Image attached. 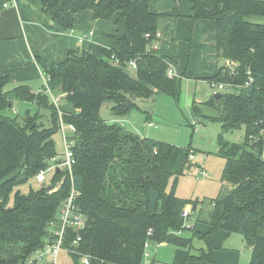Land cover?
Here are the masks:
<instances>
[{
    "label": "trees",
    "instance_id": "1",
    "mask_svg": "<svg viewBox=\"0 0 264 264\" xmlns=\"http://www.w3.org/2000/svg\"><path fill=\"white\" fill-rule=\"evenodd\" d=\"M16 5L24 21H37L52 32H72L77 16L87 11L97 21L124 20L125 31L114 38V48L70 52L61 63L43 65L50 92L46 86L39 93L28 86L7 91L10 78L0 75V264H53L36 256L54 243L51 224L58 225L73 186L87 220L83 231L66 233L62 254L74 264H82L84 256L90 264H144L147 249L163 243L176 247L173 262L167 264L212 258V249L210 256L203 250L193 254V240L181 236L187 221L183 212L194 202L178 197L176 188L190 163L192 145L142 138L101 117L107 101L113 102L116 116L124 117L161 95L179 99L181 79L169 76L170 62L156 48L164 14L152 12L146 0H16ZM192 18L214 21L218 59L240 65L236 83L246 85L248 70L253 78L251 86L223 94L219 101L212 96L204 104L218 113L210 119L222 124L218 150L226 162L222 181L229 185L211 200L209 226L211 232L241 235L251 252L250 264H264V25L254 21L264 18V1L192 0ZM212 80L232 81L223 67L207 81ZM16 101L35 105L38 112L26 110L20 119L6 116ZM43 109L51 112L49 127L42 121ZM194 112L209 118L197 105ZM70 125L75 130L64 131L76 160L73 176L57 170L51 191L16 190L55 160L63 162L54 136ZM242 127V143L225 139L226 133Z\"/></svg>",
    "mask_w": 264,
    "mask_h": 264
},
{
    "label": "rangeland",
    "instance_id": "2",
    "mask_svg": "<svg viewBox=\"0 0 264 264\" xmlns=\"http://www.w3.org/2000/svg\"><path fill=\"white\" fill-rule=\"evenodd\" d=\"M146 1L158 6L169 3L173 10L180 5L184 13L188 9H192V0ZM175 19L168 21L171 24L169 25L171 32L168 37L165 34L160 53L168 56L180 70L181 76H176L182 82L179 99L161 95L154 102L140 103L139 110H133L124 117L116 116L113 111V102L107 101L102 107L101 117L109 123H118L127 131L138 135H143V131H148V136L144 137L150 139L184 148L192 145L194 159L190 160L176 188L178 197L194 202L192 206L189 205L192 210L189 206L185 208L191 211V217L187 218L181 236L193 240V254L202 253V250L208 256L213 254L210 259L198 260L190 264H250L251 252L241 235L230 234L223 230L211 232L209 226L210 215L214 209L211 200L217 199L220 194L229 189V185L222 181L226 162L219 155L218 150L219 136L223 133L222 124L210 118L198 116L194 112L196 101L203 115L211 118L217 117L214 110L202 105L214 94L210 91L207 80L215 78L218 72L217 67L222 64V60L217 59L215 54L214 21L195 22L191 15L183 16L181 19L175 17ZM254 21L264 25V18H255ZM93 28L99 34L113 32L114 37H121L124 35L125 21H118L117 17ZM167 52L169 55L166 54ZM128 73L133 77L136 75V72L131 68H128ZM44 86L45 76L43 77V85H41L42 90ZM26 107L27 105H24L23 108L15 105L14 108L7 109L5 115L20 119L28 110ZM28 107L31 109L32 115L38 112L36 107ZM41 114L42 121L49 127L51 125L49 122L50 110L43 109ZM151 124L153 125L151 126ZM225 139L230 143H242L245 140V128L242 127L226 133ZM54 142L58 158H61L66 151L62 130L54 136ZM202 171L206 173V177L201 175ZM46 177L47 181L44 186L33 178L16 190L28 194L31 189L38 190L41 187H50L53 174L50 173ZM171 190L172 180L167 187V192L169 193ZM229 236L236 237L230 241ZM226 244L227 249L232 252L228 250V253L225 252ZM175 253L176 247L171 244L154 245L147 249L148 257L155 255L157 264L172 263ZM148 257L146 256L144 264L148 263ZM48 260L51 261V259ZM57 264L74 263L68 254L63 253Z\"/></svg>",
    "mask_w": 264,
    "mask_h": 264
},
{
    "label": "crops",
    "instance_id": "3",
    "mask_svg": "<svg viewBox=\"0 0 264 264\" xmlns=\"http://www.w3.org/2000/svg\"><path fill=\"white\" fill-rule=\"evenodd\" d=\"M150 9L152 12L164 14L160 31V40L156 47L159 50L162 49V41L164 40L165 34L168 37L171 32L169 26L171 24L168 21L176 20L175 17L181 19L183 16H192L191 8L184 13L180 5L173 10L169 3L162 6L150 4ZM103 22L105 21L94 20L92 13L87 11L77 16V24L72 32L67 34L52 32L37 21H24L16 5V0H0V75L10 78L6 90L10 91L19 86H28L33 93H39L42 91L41 85H43V65L50 67L61 63L67 58L70 52L85 50L91 53H98L100 46L114 48L115 37L113 36V32H107L109 34H99V32L93 30V27ZM90 32L94 34L91 36ZM82 36H87V41L84 43L79 42ZM214 40V42H216V33ZM166 54L169 55L168 52ZM215 54L217 57L216 45ZM166 57L176 76H181L179 68L168 56ZM224 62L225 61H222L221 66L219 65L220 67H217V71L224 66ZM214 95L215 94H213V96ZM209 100L207 99L206 103ZM204 104L205 102L202 105ZM15 105H19L20 108L27 105L26 109L28 108V110L30 109L28 106L35 107L33 104L17 101L14 106ZM195 105H197L196 101L194 103V106ZM152 125L153 124H151V126ZM147 134L148 131H143V135L140 136L146 138L144 136H148ZM191 206L189 207L191 208ZM235 237L236 236H229L230 241ZM161 245L167 244L163 243ZM227 250L226 244L225 252H227ZM228 251L232 252L231 250ZM155 257V255H150L147 264H151L150 262H152V260H156ZM46 261L48 262V258H46Z\"/></svg>",
    "mask_w": 264,
    "mask_h": 264
},
{
    "label": "built area",
    "instance_id": "4",
    "mask_svg": "<svg viewBox=\"0 0 264 264\" xmlns=\"http://www.w3.org/2000/svg\"><path fill=\"white\" fill-rule=\"evenodd\" d=\"M93 34H94L93 32H90L91 36ZM159 37H160V34H159ZM85 41H87V36H82L79 39L80 43H84ZM131 65L133 68L135 69L137 68V65L134 61L131 62ZM239 66H240L239 63L235 61L229 60L225 62L223 66L224 72L226 73L227 76H229V78L232 79V81L230 82H221V81H215V80L209 81L208 85L214 94H217V93L233 94V93L239 92L241 88L243 89V88L251 86V84L253 83V78H252V74L250 70H248L247 72L249 81L246 83V85L236 83V80L241 76L240 71L238 70ZM169 76L171 78L176 77V74L172 67L169 70ZM49 81L50 79L45 76V86L48 92H50ZM66 128L72 131L75 130L73 125L63 127L64 141H65V147H66V152L63 156V162L57 163L58 161L55 160V163L52 166L48 167L47 169L41 170L35 177L37 182L40 184L46 183L47 181L46 176L48 174L52 173L53 176H55V173L57 170L59 171L64 170L68 172L70 176H73V167L76 163V160L74 157V153L71 150V144L65 135L64 130ZM263 140H264V129H263ZM190 159L191 160L194 159L193 154L191 155ZM201 175L206 177V173L204 171L201 172ZM76 199H77V195H76V191L73 186L71 196L67 199L65 203H63V206L60 209V213L58 217V225H56L55 223L51 224V228L52 229L55 228L53 232V237L55 241L53 244H47V246L41 252L37 254L36 256L37 261L41 262V261H45L46 258H49L51 259L50 263L53 262V264H57L58 259L62 255V252L66 251V249L64 248V244H65L66 233L68 229H74L75 231L80 232L86 228L87 220L83 216V214L80 212L76 204ZM190 214H191V211L185 209L183 212V217L188 218ZM151 234L152 232L150 231L149 235ZM80 240L81 238L78 237V239L73 243V246L77 245ZM149 245L150 244L147 243L146 247H149ZM81 263L90 264V258L88 256H84L82 258Z\"/></svg>",
    "mask_w": 264,
    "mask_h": 264
},
{
    "label": "water",
    "instance_id": "5",
    "mask_svg": "<svg viewBox=\"0 0 264 264\" xmlns=\"http://www.w3.org/2000/svg\"><path fill=\"white\" fill-rule=\"evenodd\" d=\"M224 97V95L223 94H221V93H217V94H215L214 95V98L217 100V101H219L220 99H222ZM11 107V106H10ZM260 152H258V154H259ZM51 187H49L48 188V191H51Z\"/></svg>",
    "mask_w": 264,
    "mask_h": 264
}]
</instances>
